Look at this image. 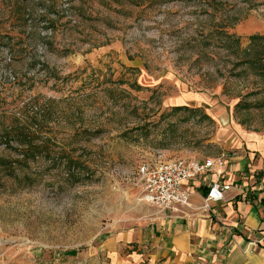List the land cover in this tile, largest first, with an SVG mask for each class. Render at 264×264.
Masks as SVG:
<instances>
[{
	"label": "rangeland",
	"instance_id": "obj_1",
	"mask_svg": "<svg viewBox=\"0 0 264 264\" xmlns=\"http://www.w3.org/2000/svg\"><path fill=\"white\" fill-rule=\"evenodd\" d=\"M221 18L242 48L264 0H0V128L32 102L46 115L33 182L0 167V264H115L105 242L166 212L139 199L141 162L226 155L236 129L264 130V78L202 45Z\"/></svg>",
	"mask_w": 264,
	"mask_h": 264
},
{
	"label": "crops",
	"instance_id": "obj_2",
	"mask_svg": "<svg viewBox=\"0 0 264 264\" xmlns=\"http://www.w3.org/2000/svg\"><path fill=\"white\" fill-rule=\"evenodd\" d=\"M189 99L205 101L197 93ZM234 134L241 147L226 150L222 169L186 181L191 194L183 215L155 213L105 242L115 264H264V130ZM210 180L229 187L203 210L201 194ZM122 243L132 247L128 256L120 253Z\"/></svg>",
	"mask_w": 264,
	"mask_h": 264
},
{
	"label": "trees",
	"instance_id": "obj_3",
	"mask_svg": "<svg viewBox=\"0 0 264 264\" xmlns=\"http://www.w3.org/2000/svg\"><path fill=\"white\" fill-rule=\"evenodd\" d=\"M141 1V0H135ZM157 1V0H154ZM159 1V0H158ZM207 5H221L223 0H205ZM212 8V7H211ZM209 17L214 15V12L209 11ZM221 15V14H220ZM219 15V17H220ZM218 17V18H219ZM226 17V15H225ZM234 21H232L233 23ZM229 22H226L224 18L217 19L213 22L210 29L201 33L200 37L202 38V45H211L213 47L220 46L225 49L227 52L235 51V64H246L250 70L256 74L259 78H264V33H251L247 35V43L244 47H239V37L231 31H228L226 26ZM231 24V23H230ZM238 49V50H237ZM239 51H242V55L238 54ZM264 88L263 86H261ZM260 87V88H261ZM259 88V89H260ZM259 90H254V92ZM264 97V96H263ZM264 103V98L259 102V105ZM25 103L23 104V106ZM29 108H24L25 110L16 111L10 110L5 116L6 120L1 126V134L7 144L10 141L14 140L15 144L11 147L15 151L13 157L10 156H1L0 155V167L4 173L18 177L21 175L28 182H33L34 171L27 170L26 167L30 165V161H36L38 153L42 151L41 141L37 137L40 136V132L44 126L42 120H46V115L44 114L43 106H37L35 103H29ZM188 109L190 112L194 113L197 111V108L187 107V105H173L171 109ZM45 151H50V146H45L43 148ZM68 163L67 169L70 170L75 168L74 160H66ZM31 166V165H30ZM79 167V165H77ZM77 167L74 169L77 171ZM22 171V172H20ZM68 173V172H67ZM75 174V172H74ZM73 175V172H72Z\"/></svg>",
	"mask_w": 264,
	"mask_h": 264
},
{
	"label": "built area",
	"instance_id": "obj_4",
	"mask_svg": "<svg viewBox=\"0 0 264 264\" xmlns=\"http://www.w3.org/2000/svg\"><path fill=\"white\" fill-rule=\"evenodd\" d=\"M222 153L201 157H172L143 161L137 167L139 199L174 215H183L189 203L191 189L186 181L209 170L222 169ZM229 183L210 180L201 194L200 207L210 208L212 201L223 199ZM264 188V185L262 186Z\"/></svg>",
	"mask_w": 264,
	"mask_h": 264
}]
</instances>
